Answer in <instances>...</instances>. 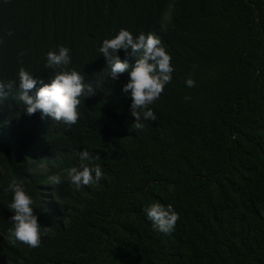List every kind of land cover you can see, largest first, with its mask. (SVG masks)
I'll use <instances>...</instances> for the list:
<instances>
[{
    "label": "trees",
    "instance_id": "obj_1",
    "mask_svg": "<svg viewBox=\"0 0 264 264\" xmlns=\"http://www.w3.org/2000/svg\"><path fill=\"white\" fill-rule=\"evenodd\" d=\"M120 28L156 35L174 68L143 131L130 128L127 74L111 82L97 56ZM60 45L95 95L70 128L0 100V200L22 181L47 229L36 248L11 246L0 202V264H264V0H0V79L22 65L47 83L43 54ZM82 149L106 179L42 184ZM154 201L177 211L171 233L146 220Z\"/></svg>",
    "mask_w": 264,
    "mask_h": 264
},
{
    "label": "clouds",
    "instance_id": "obj_2",
    "mask_svg": "<svg viewBox=\"0 0 264 264\" xmlns=\"http://www.w3.org/2000/svg\"><path fill=\"white\" fill-rule=\"evenodd\" d=\"M8 34L11 35L10 32ZM118 50H122L125 57L134 58L131 65L127 58L121 59ZM96 51L107 65L106 74L111 82L117 81L121 74H127L120 92L130 98L127 109V116L132 118L130 128L143 131L146 122L156 121L151 106L172 79L174 68L170 53L156 35L143 31L134 35L126 28H120L102 39ZM71 65L68 47L60 45L49 49L43 54V69L48 72V82L21 65L13 78L0 79V100L12 94V99L22 106L26 116L39 113L42 120L48 118L70 128L81 115L79 108L83 100L95 95V89L85 80V73ZM194 84L190 76L185 78V87L191 88ZM77 156L79 162L63 170V179L58 174L49 173L42 184L66 183L70 188L80 190L82 186L98 184L102 178L106 179V173L100 164L93 162L94 158L88 150L82 149ZM2 193L6 199L0 202L5 203L12 213L7 219L10 223L6 229L8 243L13 247L17 244L29 249L38 247L47 229L38 223L34 195L15 177L3 186ZM143 213L151 226L164 234L171 233L178 220V213L171 204L154 201L143 207Z\"/></svg>",
    "mask_w": 264,
    "mask_h": 264
}]
</instances>
